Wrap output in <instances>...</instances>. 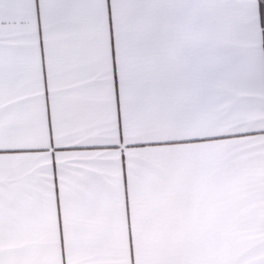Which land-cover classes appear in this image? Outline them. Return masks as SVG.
<instances>
[{
	"label": "snow or ice",
	"instance_id": "obj_1",
	"mask_svg": "<svg viewBox=\"0 0 264 264\" xmlns=\"http://www.w3.org/2000/svg\"><path fill=\"white\" fill-rule=\"evenodd\" d=\"M256 171L261 0L0 7V264H264L215 196Z\"/></svg>",
	"mask_w": 264,
	"mask_h": 264
},
{
	"label": "crops",
	"instance_id": "obj_2",
	"mask_svg": "<svg viewBox=\"0 0 264 264\" xmlns=\"http://www.w3.org/2000/svg\"><path fill=\"white\" fill-rule=\"evenodd\" d=\"M6 0H0V7ZM153 3L173 2V0H148ZM258 3V0H254ZM263 12V0H261ZM152 39L161 56L172 43V22L166 18L157 20L152 28ZM219 203L234 220L233 232L236 237H251L257 219L264 220V173L259 171L238 178L226 188L215 193ZM259 209V210H258Z\"/></svg>",
	"mask_w": 264,
	"mask_h": 264
},
{
	"label": "rangeland",
	"instance_id": "obj_3",
	"mask_svg": "<svg viewBox=\"0 0 264 264\" xmlns=\"http://www.w3.org/2000/svg\"><path fill=\"white\" fill-rule=\"evenodd\" d=\"M263 12H264V0H263Z\"/></svg>",
	"mask_w": 264,
	"mask_h": 264
}]
</instances>
